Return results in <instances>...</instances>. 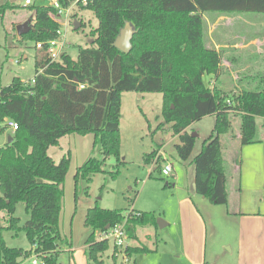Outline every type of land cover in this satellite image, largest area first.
<instances>
[{
  "label": "trees",
  "instance_id": "obj_1",
  "mask_svg": "<svg viewBox=\"0 0 264 264\" xmlns=\"http://www.w3.org/2000/svg\"><path fill=\"white\" fill-rule=\"evenodd\" d=\"M58 1L64 8L74 2ZM78 5L92 10L99 20L94 42L80 48L77 59L66 52L60 61L51 62L37 43L57 37L61 24L52 14L58 9L30 4L35 20L22 37L36 42L35 81L14 77L9 85H0V128L5 129L6 118L19 124L10 131L12 141L8 138L0 146V213L9 216L10 227L24 230L31 244L30 249L10 247L0 233V264H22L33 251L45 264H60L64 182L71 154L68 151L56 162L49 148L73 133L95 135L94 145L100 146L104 159L89 157L77 170L76 185L81 175L91 180L102 172L108 157L120 159L123 92L163 93V116L179 136L175 147L183 160L191 158L197 138L188 128L215 115L212 133L192 160L196 192L215 204L229 202L222 136L233 129L232 113L240 115L243 145L256 141V118H264V88L227 98L207 83L206 75H218L222 56L206 44L202 15L209 11L264 13V0H90L88 5ZM16 7L1 4L0 16ZM127 22L134 27L130 52L115 45ZM153 155L154 151L146 155L145 162H152ZM20 202L30 216L22 226L15 216ZM122 222L128 237L136 240L139 227L158 224L154 212L133 209L126 213L98 204L89 208L85 219L91 228L86 239L89 264L98 262L109 248L110 241L98 239L97 231ZM126 249L127 253L151 251L141 246Z\"/></svg>",
  "mask_w": 264,
  "mask_h": 264
},
{
  "label": "rangeland",
  "instance_id": "obj_2",
  "mask_svg": "<svg viewBox=\"0 0 264 264\" xmlns=\"http://www.w3.org/2000/svg\"><path fill=\"white\" fill-rule=\"evenodd\" d=\"M7 2L17 7L7 10L4 16H0V85L2 86L9 85L14 77L30 81L36 74V42L30 38H23L17 33V26L22 23L31 21L30 26H32L35 11L25 5V0H0V5ZM52 2L53 0H32L31 5L46 6L52 5ZM68 14V17L63 15L59 23L62 21L60 24L66 42V52L77 59L80 48L89 46L92 44L90 40H95L93 30L99 25V20L92 10L83 9L79 5L70 8ZM202 15L206 44L210 48L219 49L222 56V67L218 75H206L207 83L227 98L238 96L243 90L264 88V13L209 11ZM75 21L80 22L79 29L74 28ZM127 24L122 30L130 35L131 27L133 29L134 27L132 23L127 22ZM226 59L235 63L232 71L224 65ZM163 104L161 92H123L120 159L116 156L108 157L103 164V171L93 174L91 180L81 175L76 185L77 170L89 157L104 159L100 146L94 145V134L67 135L61 138L58 145L51 147L49 154L56 162H59L69 150L71 154L64 182L65 201L60 224L64 239L59 242L63 247L59 258L60 264L90 263L88 254H85L84 244L91 228L85 224V219L88 209L97 204L104 208L122 209L126 213L133 209L154 212L158 219L167 222V219H173L178 214L181 198L189 195L205 198L196 192L195 166L192 160L200 152L203 141L212 133L215 116H206L189 127V132L197 133L196 144L191 158L183 160L175 147L180 142L179 136L174 133L172 123L165 121ZM232 114L233 129L229 134L222 136L225 148L230 136L239 132L241 127L239 113ZM256 121V139H263L264 118L258 116ZM1 130L3 129L0 128V146L8 140L10 134V130L6 128ZM153 151L152 162L146 163L145 156ZM238 151L240 155L239 148ZM225 155L229 161L226 164L228 175L233 174L232 177L239 178L240 174H235L233 171L232 158L227 150ZM169 163L173 164L172 173L164 175L162 167ZM232 177L228 180L229 189L238 187L237 181ZM204 200L205 202L202 201L200 204L197 201L199 204L197 206L207 217L208 209L215 210L217 215L227 208L209 199ZM15 216L20 218V226L29 219L30 216L23 202L17 204ZM10 226L9 216L1 212L0 233L7 245L30 249L31 244L26 232ZM217 226H215L216 231ZM209 227L208 250L209 257L213 258L212 249L215 248L220 252L225 250H222L220 234L216 233L213 226ZM149 228L151 227H139L138 234L141 239L140 245L137 246L155 250L147 253H127L126 247L118 248L111 241L109 248L99 255L95 264H176V256L179 253V231L177 233L173 227L170 229L159 226L156 230L151 228L153 234ZM99 232L97 231V234ZM128 242V246L137 247L132 245L134 243L132 239ZM222 256L228 255L224 253ZM29 258L23 263L29 264Z\"/></svg>",
  "mask_w": 264,
  "mask_h": 264
},
{
  "label": "crops",
  "instance_id": "obj_3",
  "mask_svg": "<svg viewBox=\"0 0 264 264\" xmlns=\"http://www.w3.org/2000/svg\"><path fill=\"white\" fill-rule=\"evenodd\" d=\"M217 50L220 51L219 49ZM233 59L235 61V58ZM224 65L232 71L235 63L230 61V59H226ZM70 135L75 136L78 134L73 133ZM240 138L241 130L230 136L226 142V148L222 139L226 164L229 162L225 155L227 150L232 158L231 166L233 171L235 174H240L239 178H234L231 176L233 174H230L232 179L237 181L238 187L235 186V188L229 189L228 180L231 177L227 172L229 195V202L225 205L227 208L217 213V215L215 210L208 209L207 217L197 206L198 202L199 204L202 201L205 202L204 199L207 198L189 195V197H183L179 200V211L173 219H167V222L161 219L163 228L169 227L172 229L173 227V229L177 230V233L178 231L180 233L179 253L176 256V264H264V138L256 139L254 143L245 145L241 143ZM238 148L241 151L240 155ZM206 218L209 219L207 220ZM223 221V224L226 225L222 224ZM229 223H231V226H229ZM209 226H213L215 231V226H217L216 233L220 234L222 250H225L220 252L215 248L212 249L214 251L213 258L209 257L208 250ZM144 227H151L156 230L159 225ZM151 228L149 229L153 232ZM138 230V240L132 239L134 241L132 245L135 246L140 245L141 237L138 234ZM155 235L154 237L156 238ZM87 247L88 245L85 241L84 250L86 255ZM224 253L228 256H222Z\"/></svg>",
  "mask_w": 264,
  "mask_h": 264
},
{
  "label": "built area",
  "instance_id": "obj_4",
  "mask_svg": "<svg viewBox=\"0 0 264 264\" xmlns=\"http://www.w3.org/2000/svg\"><path fill=\"white\" fill-rule=\"evenodd\" d=\"M90 0H74L73 4L69 7V8H64L61 7L59 4L58 0H54L53 2V6H55L58 11L55 14H52V16L54 18H57L58 21H60L62 19L63 15H66L67 17L69 16V10L70 8H72L75 5H78L79 3L83 4V5H88ZM32 4V0H25V5H30ZM62 22V21H61ZM60 22V23H61ZM65 24V23H63ZM37 48L39 49H45L46 53L48 54L51 62H57L60 61L63 54L66 53V42L63 38V32L60 29L57 30V37L49 39L45 42H38L37 43ZM39 72H43V68L41 67L39 69ZM32 81L34 82V78L32 79ZM6 129L10 130V131H15L18 129L19 124L17 121L10 119V118H6L5 121L2 124ZM173 170V164L169 163L167 165H165L164 167H162V173L164 175H170L172 173ZM125 224L126 222H122L112 228H109L105 231H100L97 234L98 239L103 240V239H107L109 241H112L114 243V245L118 248H127L128 246V234L126 232V228H125ZM36 247V244L33 245V249ZM30 263L29 264H45L42 257L33 251L32 255L30 256ZM24 264V263H22Z\"/></svg>",
  "mask_w": 264,
  "mask_h": 264
},
{
  "label": "water",
  "instance_id": "obj_5",
  "mask_svg": "<svg viewBox=\"0 0 264 264\" xmlns=\"http://www.w3.org/2000/svg\"><path fill=\"white\" fill-rule=\"evenodd\" d=\"M30 22L31 21H28V22H25V23H22L20 25L17 26V33L18 35L22 36L24 34H27L30 30H31V26H30ZM130 23V22H128ZM128 25V24H127ZM81 26L80 22L78 21H75L74 22V28L75 29H79ZM125 31H121L119 37L117 38L116 40V43L115 45L121 49L122 51L124 52H130L131 48H132V44H131V38H132V34L134 32V29L131 27V33L130 35L129 34H126L124 33ZM94 40H90V43H93ZM193 136H197V133H192ZM12 141V136H9V142ZM158 222V225L162 227V220L161 219H158L157 220Z\"/></svg>",
  "mask_w": 264,
  "mask_h": 264
}]
</instances>
